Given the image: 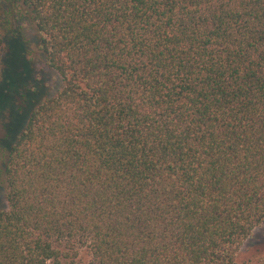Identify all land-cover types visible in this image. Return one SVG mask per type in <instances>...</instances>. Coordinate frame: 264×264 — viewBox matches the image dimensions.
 I'll return each instance as SVG.
<instances>
[{
	"label": "trees",
	"instance_id": "obj_1",
	"mask_svg": "<svg viewBox=\"0 0 264 264\" xmlns=\"http://www.w3.org/2000/svg\"><path fill=\"white\" fill-rule=\"evenodd\" d=\"M30 25L60 85L0 149V264H252L264 0H0V85Z\"/></svg>",
	"mask_w": 264,
	"mask_h": 264
},
{
	"label": "rangeland",
	"instance_id": "obj_2",
	"mask_svg": "<svg viewBox=\"0 0 264 264\" xmlns=\"http://www.w3.org/2000/svg\"><path fill=\"white\" fill-rule=\"evenodd\" d=\"M34 27L25 30V38L8 41L4 63L11 66L10 81L0 85V149L8 151L12 137L23 124L31 107V99L38 100L53 94L60 85V77L45 63L39 49ZM17 40V41H16ZM36 90H31L32 84ZM1 155V154H0ZM3 158L0 157V209L7 206L5 193L7 183L3 172ZM78 264H88L89 255L82 249L76 258ZM238 262L258 264L264 261V223L257 227L239 251ZM72 259H62L60 264H71ZM47 264H55L53 261Z\"/></svg>",
	"mask_w": 264,
	"mask_h": 264
}]
</instances>
